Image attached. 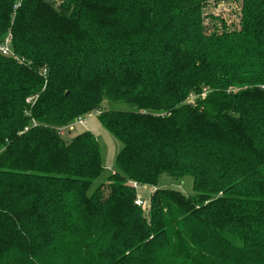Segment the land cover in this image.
Wrapping results in <instances>:
<instances>
[{
	"label": "trees",
	"instance_id": "trees-1",
	"mask_svg": "<svg viewBox=\"0 0 264 264\" xmlns=\"http://www.w3.org/2000/svg\"><path fill=\"white\" fill-rule=\"evenodd\" d=\"M208 2L0 0V264H264V0ZM93 110L123 146L91 192L99 140L59 129Z\"/></svg>",
	"mask_w": 264,
	"mask_h": 264
},
{
	"label": "rangeland",
	"instance_id": "rangeland-1",
	"mask_svg": "<svg viewBox=\"0 0 264 264\" xmlns=\"http://www.w3.org/2000/svg\"><path fill=\"white\" fill-rule=\"evenodd\" d=\"M59 1V0H57ZM240 8V0H209L208 5L206 6V24L207 27L210 28L212 23H216V31H221L222 23L220 20H216L217 17L224 18L229 22L230 18L236 19V15H239ZM213 26V25H212ZM213 28V27H212ZM34 98H29L28 101L32 102ZM104 105L109 109H132L134 105L125 102H113L110 100H106ZM100 111L93 110L87 112L83 115L84 123L83 124H75L71 125L70 132L68 133L66 129L63 130V137L67 140H70L74 135L83 132L84 130H90L97 137L100 143L101 153H102V161L104 164V172L101 177L98 178L94 187H92L91 192L96 189V187L102 182H109L108 178L110 175L116 173L117 168L115 166V158L116 154L121 150L123 143L116 138L100 121L98 115ZM76 121V119H75ZM74 121V122H75ZM130 185L136 190V198H143L146 202V208L149 206L148 199L150 198V193L154 192L157 186H151L147 184H139L135 181H130ZM160 187H170L173 189H177L182 191L185 194H194L193 189V177L191 175H186L183 178H174L169 175L163 174L159 178V182L157 184ZM91 194V193H90ZM136 203V202H135ZM139 205V204H137ZM140 206V205H139ZM142 209H144L141 206ZM144 209V210H145Z\"/></svg>",
	"mask_w": 264,
	"mask_h": 264
},
{
	"label": "built area",
	"instance_id": "built-area-1",
	"mask_svg": "<svg viewBox=\"0 0 264 264\" xmlns=\"http://www.w3.org/2000/svg\"><path fill=\"white\" fill-rule=\"evenodd\" d=\"M8 49H9L8 41H7L6 45H3V46L0 47V50H2L3 53H7V52H8ZM263 88H264V87H263ZM84 120H85V119H83V117L80 116V117H78V118L76 119L75 122L71 123V124L69 125V127H70V128H73V127H71V125H75V124H77V123L82 124V123L84 122ZM64 129H65V128H64ZM64 129H63V128H62V129H59V133L62 134ZM135 202H136V204H139L140 206H142L144 209L146 208V205H144V204H146V202L143 200V198L141 199V198L138 197V198L135 200Z\"/></svg>",
	"mask_w": 264,
	"mask_h": 264
},
{
	"label": "crops",
	"instance_id": "crops-1",
	"mask_svg": "<svg viewBox=\"0 0 264 264\" xmlns=\"http://www.w3.org/2000/svg\"><path fill=\"white\" fill-rule=\"evenodd\" d=\"M83 123H84V122H83ZM83 123H82V124H83Z\"/></svg>",
	"mask_w": 264,
	"mask_h": 264
}]
</instances>
